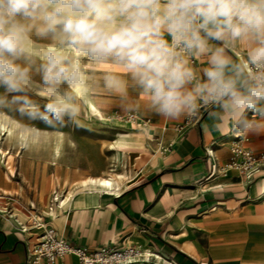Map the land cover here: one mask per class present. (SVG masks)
<instances>
[{"label":"clouds","instance_id":"1","mask_svg":"<svg viewBox=\"0 0 264 264\" xmlns=\"http://www.w3.org/2000/svg\"><path fill=\"white\" fill-rule=\"evenodd\" d=\"M101 97L264 133V0H0V120L83 127Z\"/></svg>","mask_w":264,"mask_h":264},{"label":"crops","instance_id":"2","mask_svg":"<svg viewBox=\"0 0 264 264\" xmlns=\"http://www.w3.org/2000/svg\"><path fill=\"white\" fill-rule=\"evenodd\" d=\"M141 114L148 121L149 147L140 149L142 137L133 134L130 150L137 156L133 171H125L133 176L119 195L100 193L88 199L75 192L61 209L47 202L46 211L40 212L46 183L59 187L50 169V180L44 172L28 202L38 207L36 217L70 245L88 250L150 246L164 261L156 264H264V170L250 181L235 172H216L230 158L233 135L212 130L207 112L181 136L174 126L182 120ZM139 126L134 132L142 130ZM246 137L248 149L264 150V133ZM22 204L0 208V264H27L36 244L39 231L28 228L31 217ZM21 226L27 231L21 232ZM52 264L78 262L66 255Z\"/></svg>","mask_w":264,"mask_h":264},{"label":"rangeland","instance_id":"3","mask_svg":"<svg viewBox=\"0 0 264 264\" xmlns=\"http://www.w3.org/2000/svg\"><path fill=\"white\" fill-rule=\"evenodd\" d=\"M99 103L101 108L104 107V111L110 116V118L107 117L102 119L91 116L90 119L84 121L83 127L68 126L53 129L39 122H26L30 123L32 127H35L41 131H60L64 133L65 139L67 141L69 140L73 143V146H68L66 141L65 147L63 149V160L66 161L69 166L65 167L63 162L59 164L60 168L56 169L54 172V175L57 176L58 179L68 177L71 180H76L88 176L100 175L101 170H105L110 163L108 157L112 151L108 150L107 144L112 142L118 134L124 135V137L130 141L129 143L132 144L133 134L128 135L124 126L126 125V121L131 119L134 121L138 119L144 121L142 114H126L116 104L109 102L107 97H101L99 99ZM129 115H133V118H130ZM14 119H16V117H14ZM144 122L140 124H144ZM121 125L123 127H120ZM139 128H141V126H139ZM0 148L2 149L3 155L5 157L8 153L14 154L16 160L19 161L20 154L17 155V153H19L18 149L9 146L2 136L0 140ZM36 153L37 154L35 155L34 159L36 168L38 172L43 170L46 174L45 176L47 181H49L51 170L48 168V166H46L45 169L43 168L47 159V151L44 149H39ZM121 153L125 154L118 158V162L115 164V170L117 172H125L128 169L133 171V162L137 155L133 153V150L130 149H127ZM24 166H26L27 172L25 179H21L19 176V170L21 167L19 162H14L12 164L11 169L13 175L10 178V182L5 180L4 174L6 170L3 165L0 164V176L2 178L0 179V208H6L4 207L6 204L18 207L19 204H22L24 201V208L27 209V215L31 218H34V216L38 214L35 210V207H38L34 202L35 207L32 208L28 202L29 200L33 201L32 189L35 190V187L39 186V183H42L43 180L41 179V181H39L35 178L34 181H29L28 177L32 175V173L29 171V167L27 165ZM22 183H27L28 185ZM124 185L126 186V183ZM45 187L47 188L45 191V196L42 198L38 208L40 212L46 211V203H50L54 189L61 190L62 188V186L56 188L51 187L48 182L46 183Z\"/></svg>","mask_w":264,"mask_h":264},{"label":"bare ground","instance_id":"4","mask_svg":"<svg viewBox=\"0 0 264 264\" xmlns=\"http://www.w3.org/2000/svg\"><path fill=\"white\" fill-rule=\"evenodd\" d=\"M103 108H101V105L98 101L97 111L99 114H93L92 116L102 119L107 117L110 118V116L104 111ZM129 117L133 118V115H129ZM140 121L141 120L139 119L136 121L132 119L126 121V125L124 126V128L127 130L128 135H140L142 137L139 141L140 149L148 150L149 144L147 141L150 133L148 131L147 124L144 121ZM142 122H144V124H141L142 130L139 132H134L137 125ZM120 127L123 126L121 125ZM1 136L4 138L5 142L9 146L18 149L19 153H17V155L20 154L18 161L16 160L14 154L8 153L5 157L3 155L2 149L0 148V164H2L6 170L4 174V178L6 181L11 180L10 178L13 175L11 166L14 162H19L21 166L19 170V176L21 177V179H25L27 169L24 165H27L29 167V171H31L32 173V175L28 177V180L34 181L38 172L34 159L35 155L37 154L36 152L39 149H44L45 151H47V159L43 167L44 169L46 168V166H48V168H50L51 170L56 171V169L60 168L59 164L64 161L63 149L67 140L65 139L64 133L60 131L47 132L39 130L27 132L24 129L19 128L16 124L12 123L9 120L8 116H5L2 118V120H0V140ZM22 136L26 137V141L22 140ZM24 142L28 144V147H22V143ZM129 142L130 141L127 140L124 135L118 134L112 142L107 144L108 150L112 151V153L108 157L110 163L105 170H101V174L98 176H88L81 179L71 180L68 177L58 179L57 176L54 175L53 178L55 185L62 186L61 190L54 191L53 193V195H56L55 203L57 209H61L66 203H68V201L73 197V193L75 192H84L88 199H94L100 193H105L114 196L119 195L126 187L124 184L127 183V181L130 179V174L128 172H117L115 170V164L118 162V158L125 154L121 152H124L127 149H131L132 144H130ZM67 143L68 146H73V143L71 141L68 140ZM64 166H69L66 161H64ZM38 173H40L38 175H40L39 181H41L44 171L42 170ZM47 213L50 214L49 209L47 210ZM38 218L42 219L41 217ZM136 248L144 257V259L154 261L160 259V256L154 253L151 250L150 246H142Z\"/></svg>","mask_w":264,"mask_h":264},{"label":"built area","instance_id":"5","mask_svg":"<svg viewBox=\"0 0 264 264\" xmlns=\"http://www.w3.org/2000/svg\"><path fill=\"white\" fill-rule=\"evenodd\" d=\"M205 115L206 112H202L199 118L182 119L181 123L174 126V131L178 136L183 135L188 129L195 127ZM145 123L147 124L148 121ZM246 142V136L233 135V141L229 147L230 158L227 163L216 170L217 173L225 175L228 172H235L239 178L250 181L254 175L264 170V150L254 153L245 146ZM214 173L215 169L211 171V174ZM55 200L56 195H52L50 203H54ZM29 223L28 228L36 229L39 233L31 255L27 254V264H39L41 261L52 264L66 255L76 257L78 264H156L164 262L161 257L157 261L144 259L135 246L91 250L75 247L59 237L44 219L30 218ZM20 230L26 232L27 228L21 226Z\"/></svg>","mask_w":264,"mask_h":264},{"label":"snow or ice","instance_id":"6","mask_svg":"<svg viewBox=\"0 0 264 264\" xmlns=\"http://www.w3.org/2000/svg\"><path fill=\"white\" fill-rule=\"evenodd\" d=\"M105 183H107V182H105Z\"/></svg>","mask_w":264,"mask_h":264}]
</instances>
